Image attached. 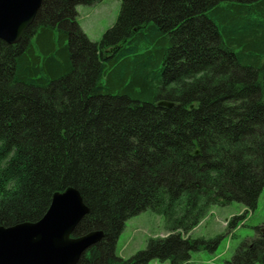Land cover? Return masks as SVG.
<instances>
[{
	"label": "trees",
	"instance_id": "1",
	"mask_svg": "<svg viewBox=\"0 0 264 264\" xmlns=\"http://www.w3.org/2000/svg\"><path fill=\"white\" fill-rule=\"evenodd\" d=\"M100 1L43 0L18 43L0 40V226L74 188L88 214L73 236L104 235L78 264H190L203 239L179 233L216 206L253 210L264 187V0H119L91 42L74 8ZM143 211L169 237L123 259ZM224 264H264V235Z\"/></svg>",
	"mask_w": 264,
	"mask_h": 264
},
{
	"label": "rangeland",
	"instance_id": "2",
	"mask_svg": "<svg viewBox=\"0 0 264 264\" xmlns=\"http://www.w3.org/2000/svg\"><path fill=\"white\" fill-rule=\"evenodd\" d=\"M119 0H101L95 5H78L74 8L80 30L91 42H98L111 29L120 13ZM236 218L233 225H229ZM264 224V187L253 210L237 202L216 206L189 233H179L183 239H203L198 249L189 251L190 264H224L234 256L242 243L259 236L256 228ZM264 228V227H263ZM169 237L163 218L150 211H143L124 223L116 245V254L129 259L146 248L150 239ZM147 264H171L169 260L153 259Z\"/></svg>",
	"mask_w": 264,
	"mask_h": 264
},
{
	"label": "water",
	"instance_id": "3",
	"mask_svg": "<svg viewBox=\"0 0 264 264\" xmlns=\"http://www.w3.org/2000/svg\"><path fill=\"white\" fill-rule=\"evenodd\" d=\"M42 2L0 0V40L18 43ZM158 106L171 108L173 104L160 102ZM87 214L88 208L76 189L54 193L41 219L7 228L0 226V264H78L83 254L104 236L101 231H93L72 237ZM260 232L264 234V228Z\"/></svg>",
	"mask_w": 264,
	"mask_h": 264
},
{
	"label": "flooded vegetation",
	"instance_id": "4",
	"mask_svg": "<svg viewBox=\"0 0 264 264\" xmlns=\"http://www.w3.org/2000/svg\"><path fill=\"white\" fill-rule=\"evenodd\" d=\"M14 225H16V224H14ZM14 225H11V226H14ZM11 226H2V227H5V228H7V227H11ZM264 227V224H263V226L262 227H258V228H256V232H258L259 233V235H264V234H262L261 232H260V229L261 228H263ZM74 234V233H73ZM73 234H72V237H77V236H73ZM81 236V235H80Z\"/></svg>",
	"mask_w": 264,
	"mask_h": 264
}]
</instances>
